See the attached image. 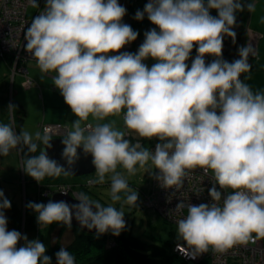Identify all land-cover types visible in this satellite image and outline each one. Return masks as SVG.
<instances>
[{
	"label": "clouds",
	"instance_id": "9594fccd",
	"mask_svg": "<svg viewBox=\"0 0 264 264\" xmlns=\"http://www.w3.org/2000/svg\"><path fill=\"white\" fill-rule=\"evenodd\" d=\"M29 2L40 8L38 0ZM44 2L24 30V47L42 73H55L54 85L76 117L61 140V156L68 167L47 153L53 137L49 127L17 130L16 106L11 102L6 107L8 122L0 121V156L12 150L19 153L26 146L21 167L40 182L45 176L72 173L82 148L92 156L93 182L110 179L111 200L120 201L124 191L130 206H136L138 192L130 190L118 165L128 175L143 169L161 187L176 190L191 170L211 169V201L176 204L187 207L177 221L185 253L192 257L210 249L223 253L264 238V91L254 92L241 78L252 67L248 58L255 54L254 47L238 46V58L232 61L222 55L224 36L236 41V13L253 11L254 0H148L134 18L147 14L155 27L144 31L135 52L117 51L138 36L123 22L127 9L118 0ZM212 8L217 15L210 14ZM205 54L214 58L206 63ZM148 58L154 60L151 65L145 63ZM9 77L14 78L10 71ZM121 114L123 128L114 126L115 121L99 122ZM90 115L95 124L84 123ZM132 131L158 142L154 148L145 147L140 139L133 142L128 138ZM60 192H66L63 186ZM76 199L79 202L71 204L28 201L25 207L36 213L39 228L53 222L71 228L74 216L81 226L95 228L97 236L109 230L119 235L125 229L122 209L85 193H77ZM10 207L0 189V264H52L43 241L8 229L4 210ZM20 240L23 243L17 246ZM54 255L56 264H76L63 246Z\"/></svg>",
	"mask_w": 264,
	"mask_h": 264
},
{
	"label": "trees",
	"instance_id": "16d2710c",
	"mask_svg": "<svg viewBox=\"0 0 264 264\" xmlns=\"http://www.w3.org/2000/svg\"><path fill=\"white\" fill-rule=\"evenodd\" d=\"M143 6H144L143 4H138V5L127 4L125 7L128 13L134 14L137 9H143ZM144 19H148L147 14H145L143 19L135 20V21L140 22ZM237 20L238 19L236 18V22ZM129 24L133 26L132 21L129 22ZM233 27L236 32L239 31L236 28V23ZM143 34L144 33L138 32V36H139L138 39L140 43L144 39ZM139 42L137 45L136 39L131 41L129 49L132 50L133 46L138 48L140 44ZM238 42L239 41L237 40L235 41V43L230 41L233 47L232 51L228 48L227 49L222 48V55L225 59L232 61L233 54L238 53L237 52ZM191 51H192V55L195 56L196 54L195 47ZM205 55L207 57L208 62L214 58L209 54H205ZM2 59H4L8 67V70L11 71L12 63L9 60V58L4 56L2 57ZM153 62L154 60L152 58H148L145 61V63H147L148 65H151V63ZM8 76H4L3 78L0 79V121L8 122L9 114L6 107L8 103L11 102L16 106L15 126L18 130V128L23 122L25 110L22 104L17 99H15L12 93H10L11 97L8 98L6 94L7 92L6 84H8V80H7ZM152 143H157V142L151 141L150 145H152ZM37 151H39V149ZM33 181L35 183H42L43 185L38 184L41 189H43V187H47L51 190V193L47 197H44L45 200H47V198L50 197V195L54 191L58 190L59 184H61L62 182H65L63 183L62 186H67L68 190L70 189L72 190L69 192L70 194L75 190L74 188H72V186L69 183L66 184L67 180L65 175H61L59 177L45 176L44 179L41 180L40 182H37L33 178ZM54 183L55 184L58 183V184L54 185ZM90 199L99 200L102 204L105 205L108 204V202H106L103 198H99L98 196ZM35 201L42 202V200L39 198H35ZM27 202L28 200L26 199L25 205ZM4 211L9 212V218L11 221L12 229H17L20 232L21 230H23V234L26 233L28 236L30 234L31 239L39 238L41 241L45 243V245L47 246L46 254L52 257V264H56L54 254L56 251L60 249L61 246L67 248L74 255L76 264H185L186 262L179 255H177L172 251V242L170 243V248L166 249L164 245L162 246L157 241L148 242L140 239L138 236L133 235V233H131L130 231H127L126 227L120 232L119 235H113L112 232L109 230L97 236L95 235L94 232H87L81 230L74 225H72L71 228H68L67 225H64L63 223H59V222H53L48 227L39 228L38 223L36 221V213L32 209L26 208L25 206L24 209H22L17 204V201H11V207L5 209ZM63 235H67L68 238L64 240ZM22 243L23 240L21 241V244ZM201 264H211V263L209 262V260L206 259L202 261Z\"/></svg>",
	"mask_w": 264,
	"mask_h": 264
},
{
	"label": "built area",
	"instance_id": "2783aa9c",
	"mask_svg": "<svg viewBox=\"0 0 264 264\" xmlns=\"http://www.w3.org/2000/svg\"><path fill=\"white\" fill-rule=\"evenodd\" d=\"M120 2L124 6L126 3L144 5L148 0H120ZM38 3L40 8H37L34 14H29L27 9L29 6H33L29 0H0V56H9L12 57L14 63L18 62V69L24 76L22 84L26 88L31 87L33 83L27 75L28 69L25 63L34 57L24 47L26 43L24 30L29 26L32 17L44 8V0H38ZM252 38H254V35L248 32L246 43L252 42L250 41ZM15 53L17 56H20L19 60L15 56ZM14 75L11 70V78ZM45 127H49L52 136H64L66 131L70 129L69 125L58 122L55 124L45 123L40 130L43 131ZM154 146L155 143L150 145L149 148H154ZM154 171L157 170L154 169ZM89 182L93 183L92 180ZM213 182L214 177L211 174V169L207 173L199 168L191 170L184 178V184L179 190L171 187H161L152 175L150 187L144 194L142 203L146 208L158 213L166 222L177 225V221L186 215L187 207L176 208V204L180 201H184L185 205L188 202L199 204L211 201L208 188L212 186ZM216 186L219 187L218 184ZM63 188L66 191L63 193L72 191L71 189L68 190L67 186H63ZM38 191L42 197H47L51 193V190L47 187L43 189L39 187ZM72 193L76 197L78 192L73 191ZM172 243V251L190 264H200L205 259H210L212 264H264V238L234 245L223 253H216L210 249L209 252L200 253L195 257L185 253L187 245L183 239H177Z\"/></svg>",
	"mask_w": 264,
	"mask_h": 264
},
{
	"label": "rangeland",
	"instance_id": "374dc122",
	"mask_svg": "<svg viewBox=\"0 0 264 264\" xmlns=\"http://www.w3.org/2000/svg\"><path fill=\"white\" fill-rule=\"evenodd\" d=\"M120 4V0H118ZM127 3L125 4V6ZM133 5V4H132ZM37 8L33 6H29L27 11L29 14H34ZM210 14L217 15V10L215 8H212L209 10ZM236 18L239 20V15L236 13ZM123 22H126L129 24V22L132 21V27L133 29L137 30L140 33H144L145 30L149 29L150 27H155L154 24L149 19H144L142 21H135L137 19L134 18V14L126 12V14L122 17ZM245 30H239L236 32V40L241 41V36L244 34ZM139 36L136 38V44L138 45ZM138 40V42H137ZM232 41V38L225 35L223 39V48L226 42ZM245 41V39H244ZM140 43V42H139ZM226 43V44H228ZM128 43L124 46H122L121 49L117 51H125L129 48ZM134 45V44H133ZM239 46V45H238ZM237 46V47H238ZM136 47L133 46L132 50L128 49L127 51H136ZM233 50V47H232ZM193 55L189 57L188 63L190 64V61L192 59ZM10 61H13L12 57H9ZM205 60H207V57L205 55ZM207 63V62H206ZM4 59L0 56V73L4 71V68H6ZM8 68V67H7ZM18 76H16V79ZM12 83V82H11ZM9 84V83H8ZM6 94L8 98H10V93L15 97L14 91L15 86L10 85L9 88L6 90ZM10 91V92H9ZM16 99V97H15ZM38 101H30L31 105L28 108L27 111V119H40L42 114V102L41 99L38 97ZM59 109L55 110V112L59 113ZM105 121H115V125L118 128L124 127L123 122V116L121 115H112L105 118ZM102 122V121H99ZM128 138L135 142L136 139H140L141 142L145 147H149L151 141L158 142L156 138H152L149 140L148 138L144 137H138L137 134L132 131L130 132V135ZM154 144V143H152ZM26 151L25 150L17 153L15 150H12L8 153L6 156H0V189H3L5 195L10 199V201H17V204L24 209L25 206V200L27 199L35 201V198H39L42 200H45L44 197L39 195L38 188L39 185H43L42 183H35L33 181V178L29 175H27L23 168L21 167V158L24 156ZM29 155H32L30 153ZM150 163V162H149ZM117 170L120 171L127 179L130 190L138 192V199L136 202V206H130L125 202V196L126 193L122 191L119 193L121 196L120 201H112L109 195L110 192V179H106L104 183H93L88 184L87 179H93L96 178V172L93 171L89 174L85 175H67L66 177V184L69 183L72 188L75 189L78 193H85L89 198H95L98 196L99 198H103L106 202L112 203L115 207L118 209H122L124 213V220L126 221V230L133 233V235L138 236L140 239L144 241H157L162 246L164 245L167 248H170V243L174 242L175 234L177 232V225L170 224L163 220V218L159 215L157 216L155 213L150 211L151 209L146 208V206L141 203L142 198L144 197V194L147 192L150 186V182L152 179V175H149V173L146 171L144 172L143 169L137 170V172L133 175H128L126 170L122 168V166L118 165ZM154 171V170H153ZM110 176V174H109ZM45 182V181H44ZM46 183V182H45ZM44 183V184H45ZM62 182L59 184V187L63 185ZM39 184V185H38ZM58 184V183H56ZM54 183V185H56ZM53 185V184H52ZM58 187V188H59ZM45 188V187H43ZM58 191V190H56ZM60 191V189H59ZM69 193V192H68ZM26 198V199H25ZM5 215H8L9 218V212L5 211ZM7 224L11 225L10 218L7 221ZM22 231V230H21ZM23 234V232H22ZM28 236V235H27ZM29 237V236H28ZM67 235H63V239H67ZM21 241H19L18 246H20ZM110 244V243H109ZM173 245V243H172ZM185 264H190L189 262H185ZM201 264V263H200Z\"/></svg>",
	"mask_w": 264,
	"mask_h": 264
},
{
	"label": "crops",
	"instance_id": "0c3cea01",
	"mask_svg": "<svg viewBox=\"0 0 264 264\" xmlns=\"http://www.w3.org/2000/svg\"><path fill=\"white\" fill-rule=\"evenodd\" d=\"M254 2L255 9L253 11L249 12L247 9H245L243 11L237 12L240 18L236 22V28L238 30H245V33L247 34L246 39L244 38V34H242L241 41L238 42L239 46L246 44L248 32H251V34L254 35V38L250 40L252 41L250 43H252L254 47L255 54L249 55L248 58L252 67L249 72L242 73L241 78L244 80L245 83L249 84L252 90L255 92L258 90L264 91V0H254ZM226 43L224 45V48H228L232 51V44L230 42L228 44ZM234 58H238V53L233 54V59ZM205 61L208 62L207 60ZM26 66L28 69V75L33 80V85L29 88H26L22 84L24 78L22 74H16L14 75L13 80H10L8 76L9 70L7 68V65L6 68H4V71L0 73V79L4 76H8L9 78H7L9 84H6V88H9L10 85L15 86V97L22 104L25 110L23 122L18 128V130L26 129L28 131L34 132L36 130H39L40 122L64 123L69 125V127L71 128V123L76 117L71 112L69 106L64 102L60 91L54 85L53 76L55 75V73H42L36 63L35 58L28 60L26 62ZM16 76H18V79H16ZM38 97L41 99L42 102L41 118L27 119V111L31 105L30 101H38ZM57 109L60 110L59 113L55 112V110ZM87 122L95 124L97 121L94 117L90 115ZM102 122H106L105 118L104 120H102ZM150 211L159 216L155 211ZM6 216L8 218V215ZM8 220L9 218L7 219V221ZM7 227L8 229H12L10 224H7ZM22 232L23 230L21 231V233ZM28 238L31 239L30 234ZM176 239H181L178 232H176L175 234L174 240Z\"/></svg>",
	"mask_w": 264,
	"mask_h": 264
},
{
	"label": "water",
	"instance_id": "95a60500",
	"mask_svg": "<svg viewBox=\"0 0 264 264\" xmlns=\"http://www.w3.org/2000/svg\"><path fill=\"white\" fill-rule=\"evenodd\" d=\"M63 136L60 137H52L51 139V148H47V153L49 157L54 158L57 160L58 163L64 165L66 168L68 167L66 161L62 158L61 153L64 145L61 143ZM79 159L71 166L72 173L69 175L78 176V175H85L95 171V166L92 164V156L91 154L85 155L82 148H78ZM65 200L71 203H78L79 201L71 195L70 193H63V192H53L51 196L45 201V203L49 200ZM94 207V206H93ZM72 225L78 227L81 230L87 232H96V229H88L86 226H81L79 221L75 219L73 216L72 218Z\"/></svg>",
	"mask_w": 264,
	"mask_h": 264
},
{
	"label": "bare ground",
	"instance_id": "6f19581e",
	"mask_svg": "<svg viewBox=\"0 0 264 264\" xmlns=\"http://www.w3.org/2000/svg\"><path fill=\"white\" fill-rule=\"evenodd\" d=\"M5 56V55H4ZM4 56H1V57H4ZM15 56H17V54L15 53ZM6 57H8L9 58V56H6ZM11 65H12V72L16 75L17 73H19V74H21L20 73V71H19V69L17 68V71L15 72V65H14V62L13 61H11ZM27 75H28V73H27ZM28 77H30L29 75H28ZM30 79L32 80V78L30 77ZM32 83H33V80H32ZM45 123L44 122H41V123H39V130H40V128L42 127V125H44ZM53 124H55V123H53ZM41 131V130H40ZM53 137H60L59 135H55V136H53ZM62 186V185H61ZM75 191V190H74ZM54 192H60L59 191V188H58V191H54ZM75 192H77V191H75ZM71 195H73V193H71ZM51 196V195H50ZM74 196V195H73ZM75 197V196H74ZM49 198V197H48ZM47 198V199H48ZM142 200H143V198H142ZM142 200H141V203H142ZM177 240V239H176ZM180 240H182V238L180 239ZM175 241V240H174ZM206 260V259H205ZM207 260H209V262L212 264V262H211V260L210 259H207ZM204 261V260H203ZM202 262V261H201ZM200 262V263H201Z\"/></svg>",
	"mask_w": 264,
	"mask_h": 264
},
{
	"label": "flooded vegetation",
	"instance_id": "af4514ba",
	"mask_svg": "<svg viewBox=\"0 0 264 264\" xmlns=\"http://www.w3.org/2000/svg\"><path fill=\"white\" fill-rule=\"evenodd\" d=\"M244 38L246 39V33H245V32H244ZM16 57H17L18 60L20 59V56H16ZM17 64H18V62L14 63V65H15V67H16V68H15V72L17 71V68H18V65H17ZM90 180L94 181L93 179L88 178V179H87V183H88V184H93L94 182H93V183H90V182H89ZM45 201H46V200H45ZM43 202H44V200H43Z\"/></svg>",
	"mask_w": 264,
	"mask_h": 264
}]
</instances>
